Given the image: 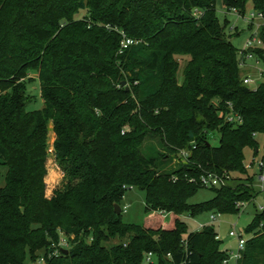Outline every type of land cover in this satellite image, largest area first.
<instances>
[{"label": "trees", "instance_id": "obj_1", "mask_svg": "<svg viewBox=\"0 0 264 264\" xmlns=\"http://www.w3.org/2000/svg\"><path fill=\"white\" fill-rule=\"evenodd\" d=\"M218 1L226 11L245 14L250 3L264 14V0H0V264H25L39 251L44 264L228 259L211 223L188 231L180 218L239 213L254 197L244 157L247 148L257 155L264 133V79L256 88L243 83ZM122 34L137 43L122 50ZM260 38L254 53L264 61V24ZM34 76L43 107L28 110ZM230 109L240 124L226 120ZM50 122L65 182L47 197ZM149 136L163 148L156 156L144 149ZM180 149L188 160L173 166ZM205 173L225 183L190 203L206 188ZM132 187L144 192L140 225L114 211ZM246 232L236 264H264V208ZM60 233L68 252L49 256Z\"/></svg>", "mask_w": 264, "mask_h": 264}, {"label": "rangeland", "instance_id": "obj_2", "mask_svg": "<svg viewBox=\"0 0 264 264\" xmlns=\"http://www.w3.org/2000/svg\"><path fill=\"white\" fill-rule=\"evenodd\" d=\"M251 11H252V6L249 3L245 14L248 15ZM84 12H85L84 10H81L76 16L80 17L82 16V14H84ZM216 14L221 25H224L226 22L227 24L226 31L230 33V31L232 30L231 32L233 34L229 37V40L234 44V46L237 49H242L246 44V40L250 37V35L254 31L255 26L250 25V23L240 18L236 13L226 11V9H224L220 1H218L217 3ZM250 26H253V28ZM236 32L238 33L237 35L235 34ZM250 64L252 66H255L254 62H251ZM257 66L259 67V65ZM242 73L243 75H248L254 79V83L248 85V87L250 88L258 87V85L263 81V78L259 76V73L255 67H249L243 69ZM178 75H179V79H181L182 78L181 69ZM28 92L32 95V97L30 98V102H28L26 105L27 109L28 110L41 109L43 107V101L40 96L39 82L36 77L35 80H33V82H31V84L29 85ZM208 136H209V141L213 146H217L219 144V133L217 131L210 132ZM256 139L259 144V149H258L259 152L257 153V155H254L253 151L247 148L245 150L244 165L250 164V162H252L253 159L254 161H258L262 156H264V133H258L256 135ZM144 149L148 155H153V156H156L157 152L163 151V148L159 143L158 136H149L144 143ZM48 153H50L49 150ZM177 162L178 161H176L174 158L171 164H173L174 166L177 164ZM59 168H60L59 169L60 175L57 176L56 179L57 184H54V186H52V184L50 186L48 185V187L46 186V191L48 194H51L54 192L55 189L62 187L65 182V175H63V170L61 167ZM249 173L254 175V180H253L254 197L252 198V200H250L249 202H245L241 206L239 213H221L219 214L217 219L211 223L217 233L218 239L221 241L220 243L221 250H227L229 252L230 251L234 252L236 250V245H237L236 239L235 237L229 235V232L232 229H234L237 233L243 235V237L246 240L250 238L251 234L246 232V228L252 222L255 215L260 212L259 208L260 207L264 208V188L263 189L260 188L257 166L254 165L252 169H249ZM49 176L51 179H54L56 177L54 170L50 171ZM60 176H63L62 179ZM47 178L48 175H46L45 180ZM3 184H4V178L0 177V186H2ZM213 196H214V191L212 189L201 188L189 200V202L193 204L204 202L206 200L211 199ZM120 207L121 210H123L121 213V218L122 221L125 223L140 225L145 223L148 217V214L145 211L144 192L137 187H132L125 191L124 197L120 202ZM211 213L212 212H204L195 217L189 216L188 214H184L180 218L183 221V223L187 226L188 231H196L199 230L200 223L202 224L210 223L209 217ZM170 217L171 216L169 214H165L164 222L168 224L170 222ZM43 254H44L43 251H39L37 253V258L33 261L30 260L29 256H27V259L25 260V264H44L43 260H41V258H43L44 256ZM229 264H234V261L231 260Z\"/></svg>", "mask_w": 264, "mask_h": 264}, {"label": "built area", "instance_id": "obj_3", "mask_svg": "<svg viewBox=\"0 0 264 264\" xmlns=\"http://www.w3.org/2000/svg\"><path fill=\"white\" fill-rule=\"evenodd\" d=\"M230 12L236 13L240 18H242V19L246 20L248 23H250V25L255 26L254 31L252 32L250 37L246 40L245 46L242 49L238 50V54L240 57L239 66L242 69H246L249 67H255L259 73V76L264 79V61L257 54L254 53V50H257L259 48H263V43H262V40L260 38V29H261L262 25L264 24V14L254 10V9H252V11L248 15L240 14L236 9H232V10H230ZM200 14H201L200 11H198V10L194 11L195 16H198ZM253 26H251V27L253 28ZM133 43H137V40L127 38L126 35L122 34V40L120 42V47L122 50L127 48L129 45H131ZM251 62H254L255 66H252L250 64ZM257 65H259V67ZM242 80H243V83L246 85L254 83V79L248 75H244ZM225 118L228 122H231L234 124H240L242 122V118L238 114H235L231 109L229 110V112H227ZM49 152H52V149H49ZM189 155H190V151L188 149H180L178 151L177 158H175V160L176 161L180 160L181 162H186L188 160ZM254 165L257 166L258 180L260 183V188L263 189L264 188V171H262V169L264 167V156H262L260 158V160H258V161H254V159H253L252 162H250V164L245 165V168L246 169H252ZM199 183L203 187L210 188V187H214V186H219L220 184H224L225 181L221 177H219L215 174L205 173L199 177ZM240 204L243 205L244 203H240ZM124 209H125V207H124ZM259 209H262V207H260ZM218 216H219V213L212 212L210 214V217H209L210 223L215 221ZM204 225L205 224L200 223L199 229H201ZM229 235L232 237H235V239H236V242H237L236 250L234 252L228 251L229 257H228V259H225L222 264H229L231 260L234 261V264H236V262L242 256L241 253H242V251L245 247V243H246V239L243 237V235H241L240 233H237L234 229H232L229 232ZM217 238H218V236H217ZM68 245L69 244H68L67 238L62 233H60L59 242H58L57 246L55 247V249L49 253V256L57 255L60 250L64 249ZM167 257L171 258V255L167 254ZM41 260H43V262H44V256H43V258H41ZM145 262L146 263H152L153 262L152 252L146 253ZM180 264H189V260L185 259Z\"/></svg>", "mask_w": 264, "mask_h": 264}, {"label": "crops", "instance_id": "obj_4", "mask_svg": "<svg viewBox=\"0 0 264 264\" xmlns=\"http://www.w3.org/2000/svg\"><path fill=\"white\" fill-rule=\"evenodd\" d=\"M55 139H56V134H55V132H54V130H53V124H52V122H50V123H49L48 138H47V146H48V150H49V149H52V150L54 149L53 146H54V141H55ZM49 167H50L51 169H50ZM59 167H60V166H59V164L57 163V160H56V157H55L54 153H53V152L48 153L47 160H46L47 175H48V177H49V175H50V171H51V170H54L56 177H55L54 179L49 178L48 180H47V179L45 180V181H46V186H47V187H48V185L50 186L51 184H52V186H54V184H57L56 179H57V176L60 175V174H59V169H60ZM63 175H64V173H63ZM60 177H61V179H62L63 176H60ZM61 179H60V180H61ZM51 192H52V191H51ZM52 194H53V193L48 194L47 191H46V196H47V197H51Z\"/></svg>", "mask_w": 264, "mask_h": 264}, {"label": "water", "instance_id": "obj_5", "mask_svg": "<svg viewBox=\"0 0 264 264\" xmlns=\"http://www.w3.org/2000/svg\"><path fill=\"white\" fill-rule=\"evenodd\" d=\"M124 84H125V82H122V85H124ZM114 211H115L116 214H119L121 212V207H120L119 204H114ZM62 251L64 253H67L68 252L67 249H62Z\"/></svg>", "mask_w": 264, "mask_h": 264}]
</instances>
